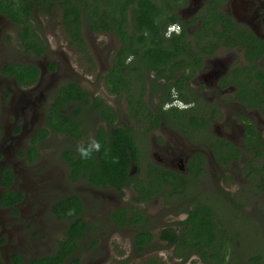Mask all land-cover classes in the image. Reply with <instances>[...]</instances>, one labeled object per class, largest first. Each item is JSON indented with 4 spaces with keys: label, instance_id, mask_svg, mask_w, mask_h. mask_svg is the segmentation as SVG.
I'll return each instance as SVG.
<instances>
[{
    "label": "flooded vegetation",
    "instance_id": "flooded-vegetation-1",
    "mask_svg": "<svg viewBox=\"0 0 264 264\" xmlns=\"http://www.w3.org/2000/svg\"><path fill=\"white\" fill-rule=\"evenodd\" d=\"M151 1L160 9L157 22L165 39L163 43L166 45V41H170L173 36L181 35L178 44L184 48L177 50L166 65H158L154 69L142 67L140 71L130 73L133 84L132 117L123 97L112 95L114 107L103 99L119 115L114 121L115 127H129L136 139L140 156L137 165L130 164L129 175L133 182L122 187L121 192L108 187L93 188L82 181L75 183H83L87 190L102 198L103 203L106 200L111 204L114 202L112 206L117 202L114 194L121 196L124 190L131 189L132 203L109 210L106 222L115 230L131 229L135 249L134 236L141 227L151 235V241L143 250L150 248L154 240L166 246V242L161 240V232L171 229L179 237L189 212L197 211L202 206L215 224L211 230L215 233L212 241L205 243L203 248L208 250V254L215 252L216 256L223 255L226 264H264V234H259L261 230L264 232V0ZM58 8L61 9V4L52 5L53 11ZM36 14L40 13H34L33 18ZM31 23L46 47L40 56L43 57L49 52V39L41 35L38 27ZM173 24L181 25L183 31L180 35L170 33ZM28 55L37 58L33 52L23 51L18 27L0 12V116L4 110V100L9 98L13 108L15 98V111H9L15 116L12 123H19L18 116L23 120L16 131L11 130L7 136L4 130L0 135V215L5 213L10 216L5 222H0V258L4 264H12L10 258L15 254L24 263L28 261L25 253L12 245L13 238L20 240L22 233H30L29 237L33 238L35 232H46L50 218L63 226L60 238L55 242L56 250L66 232L67 222L52 213L54 201L76 195L84 208L80 217L85 220L86 205L82 195L57 196L50 200L45 191L48 184L66 182V179L71 182L66 162L61 157L64 149L60 152L63 175L53 169H45L49 176L33 177L32 172L27 170L40 159L42 146H36L37 158L34 162L29 160L30 141L39 129L46 128V113L59 87L54 90L49 101L48 96L42 97L40 89L44 91L51 87L50 81L57 66L32 64L27 61L30 59ZM20 56L25 60L18 59ZM134 60L132 57L127 62L131 64ZM9 64L35 66L39 73L37 81L28 87H20L13 76L3 73L4 67ZM50 65L54 66V70L50 69ZM46 75L49 81L45 80ZM43 81L47 84L41 87ZM117 102L124 103L125 114L121 113ZM142 102L145 108L139 107ZM193 103L194 108L182 110L180 107L181 104ZM96 121L97 126L106 127V122ZM52 135L55 134L49 132L46 139ZM2 144L7 150L2 148ZM146 145L147 149H153L151 161L142 159V149ZM20 149L23 151L20 152ZM8 150L13 152L12 160H19L20 175L16 174L14 165H6ZM142 161L144 165L141 167ZM156 166L165 175L156 178L153 184L156 192L152 193L151 170L156 169ZM5 167H9L12 172V182L8 187L1 185V171ZM139 181H142L147 200H134L138 196L135 185L141 186ZM231 183H245L246 192L236 194L220 187L231 186ZM7 190L20 192L21 199L11 206L2 205L1 197ZM60 190L66 193V186ZM101 192L109 194L103 195ZM157 200L167 204L176 219L161 225L159 233L155 231L156 219L152 218L149 205ZM133 206L144 216L141 226L133 222L119 226L110 218L118 210H125L129 218ZM226 212L231 217L245 219L254 227L261 239L263 251L255 247L251 255L245 253L240 232L230 230L226 225ZM15 214H19V217ZM182 215L183 218H177ZM86 223L93 230L94 225L89 221ZM238 238L243 243L241 250L238 240L237 247L233 243ZM169 248L173 249L174 255V246ZM55 250L48 256H52ZM5 254L8 255L4 258ZM174 257L184 263L192 257H197L202 264L208 262V259L201 258L197 249L186 261ZM153 258L163 264L157 256L149 259Z\"/></svg>",
    "mask_w": 264,
    "mask_h": 264
},
{
    "label": "trees",
    "instance_id": "trees-1",
    "mask_svg": "<svg viewBox=\"0 0 264 264\" xmlns=\"http://www.w3.org/2000/svg\"><path fill=\"white\" fill-rule=\"evenodd\" d=\"M55 3L61 4V25L70 46L74 47L86 61H90L91 56L84 41L83 25L97 34H112L119 39V48L113 53L110 68L102 80L111 95L125 99L129 115L132 117L133 84L130 73L138 72L142 67L154 69L158 65L168 64L169 60L174 58L173 54L184 48L178 44L181 35L173 36L170 41H166V45L163 43L165 39L162 38V31L157 22L160 9L151 0H0V12L18 27V38L25 53L33 52L39 58L45 52L44 42L35 32L31 21L34 13L52 15V5ZM132 57L135 60L130 64L127 60ZM50 69L54 70V66L50 65ZM3 73L13 76L20 87L34 84L39 74L33 65L13 64L5 66ZM140 88L143 90V87ZM141 104L139 107L145 108V104L143 102ZM90 117L106 122V127L103 125L91 127L86 121ZM117 117L118 113L103 99L91 98L79 84L68 81L56 89L50 109L46 113V128L39 129L30 141L28 158L31 162L36 160L38 152L36 146H43L49 132L55 135L62 134L78 144L88 142L83 141V138L88 136L87 132L90 130L92 137L110 148L112 155L118 156L120 162L112 164L110 160H105L103 152L96 154L93 160L84 161L78 157L76 145L67 146L61 157L68 168V179L74 183L82 181L93 188L108 187L121 192L122 187L133 182L129 175L130 164H138L140 151L129 127L125 125L115 127L114 121ZM87 125H90V128H87ZM153 170H151L152 193L156 192L153 187L156 178L165 175L157 166ZM11 182V169L5 167L1 171V185L8 187ZM139 182L141 186L135 185L138 196L134 200H147L142 181ZM20 199L21 193L13 190H7L1 197L4 206H11ZM70 209H75L74 216L67 214ZM197 209L189 212V217L183 222L185 228L179 237L171 229H165L160 234L161 240L166 242L167 247L174 246V255L184 261L194 249H197L202 259H208L205 264H226L223 255L216 256L215 252L208 254V250L203 249L205 243L212 241L215 233L211 230L215 224L202 206ZM51 211L58 219H66L67 222L66 232L58 242L55 253L52 256L29 259L25 263L15 254L10 258L12 264L78 263L74 257L79 251L80 240L90 231V226H87L86 221L80 217L84 211L80 199L72 195L56 200ZM126 214L125 210H118L113 212L110 218L119 226H127L131 222L140 226L143 224L144 216L135 206L131 208L129 218ZM150 241L151 235L147 234L143 227L135 233L134 245L137 251L142 252ZM0 264H4L1 258ZM143 264L162 263L153 258L144 261Z\"/></svg>",
    "mask_w": 264,
    "mask_h": 264
},
{
    "label": "rangeland",
    "instance_id": "rangeland-1",
    "mask_svg": "<svg viewBox=\"0 0 264 264\" xmlns=\"http://www.w3.org/2000/svg\"><path fill=\"white\" fill-rule=\"evenodd\" d=\"M32 19L33 24L38 27L40 34L47 36L49 39L50 49L49 52L40 58H34L28 55L30 59H27V61L32 64L39 63L42 66L45 64L47 66L49 64L57 66V69L54 71L55 73L52 75V80L50 81L52 83L51 87L44 91L40 89L42 97L48 96L49 101V98H51L52 93L58 86L72 81L79 84L90 96L100 97L114 107V100L112 95L105 88L102 77L107 73L111 65L112 55L119 47L120 43L118 38L112 34H97L90 31L86 25H83L82 33L84 41L91 56V60L86 61L81 54L74 50V47L70 46V41L61 25V9H56L50 16L36 14ZM21 58L25 60L22 56L18 57L20 60ZM45 80L49 81L47 75L45 76ZM46 81H43L41 87L47 84ZM23 92L25 91H22V93ZM22 93L20 95H22ZM9 102V98L4 100V110L1 112L0 116V135L4 133L5 130V134L8 136L11 134V130L14 129L16 131V129L23 124L22 117L18 116L19 123L13 125V117L15 116L9 113V111L10 109L15 111V98L13 99V108ZM116 105L119 107L121 113L125 114L124 111L126 108L124 103L117 102ZM86 121L91 127L97 126V121L94 117H90ZM90 125H87V128H90ZM87 134L88 136L83 138V141H88L89 137H92L90 130H88ZM145 139H147V137ZM75 145H77L76 142L64 138L63 136H49L41 148L40 159L35 165L29 166L27 170L32 172L33 177L40 175L49 176L45 169H53L56 172H61L63 175L64 167L60 159V152L67 146ZM2 148L6 149L5 144H2ZM147 148L148 146L146 145L142 149V159L151 161V159H153L151 157L153 149ZM22 151L23 149H20V152ZM12 159L13 152L8 150L6 165H14L16 174L20 175L21 166L18 163L19 160ZM142 162L141 167L144 165V161ZM31 181L34 182L35 180L32 178ZM29 184L31 185L30 181ZM46 186L45 191L49 194L50 200L57 196H69L72 194H80L84 198L86 205L85 220L89 221L91 225H94V228H92L93 230H90L81 241L79 251L74 257V259L78 260L77 264H142L144 260L154 256L159 257L163 264H202L197 257H192L185 263L181 262L174 257L172 248H167L164 243L157 242L158 240H154L150 248L139 252L133 247L131 229L115 230L107 225L106 216L109 210L119 206L125 207L132 203L131 189L124 190L121 196L114 194L117 202L112 206L114 202L111 204L107 202L108 200H106V198H103L106 200V202L103 203L102 198L95 196V192L92 193L87 190L83 183H71L66 179V182L51 183ZM63 186H66V193L64 194L60 190ZM220 187L236 194L246 192L245 183H238L237 185L231 183V186L224 185ZM101 193L103 195L109 194V192ZM147 205L148 204H145L144 206ZM149 205L152 218L156 219L154 227L157 233L161 230V225L176 220L173 210L170 209L167 204L164 205L161 200L153 201ZM141 206L143 207V204ZM14 216L19 217V214H15ZM9 218L10 216L8 214L2 213V215H0V222L3 223ZM177 218L181 219L183 215L177 216ZM225 218L226 225H228L230 230L236 229V231H239L242 235L245 244V253L248 256L254 253L253 250L255 247L263 251L261 239L255 232L254 227L249 225V222L243 218L231 217V214L228 212H226ZM47 226L46 232H35L33 238L29 237L30 233H22L20 240L13 238L11 242L12 245L15 246L17 250L23 251L26 255V259L51 255L55 250V242L60 238L63 226L62 223L52 218L48 220ZM21 228L22 227H20V229ZM259 234H264V232L261 230ZM237 240L239 241L238 247L240 250L243 249V243L240 238L234 239V245L236 246ZM7 255L8 254L3 255L4 258L7 257Z\"/></svg>",
    "mask_w": 264,
    "mask_h": 264
},
{
    "label": "clouds",
    "instance_id": "clouds-1",
    "mask_svg": "<svg viewBox=\"0 0 264 264\" xmlns=\"http://www.w3.org/2000/svg\"><path fill=\"white\" fill-rule=\"evenodd\" d=\"M183 31L180 24H173L170 26V33L174 32L176 35H180ZM182 110H187L189 108H194L195 104L180 105ZM75 151L78 157L84 161L93 160L96 154L103 152L105 160H110L112 164H119L120 160L118 156H114L111 153V149L102 145V143L97 140L95 137H89L87 143L80 142L76 145ZM70 216L76 214L75 209H70L67 213Z\"/></svg>",
    "mask_w": 264,
    "mask_h": 264
}]
</instances>
